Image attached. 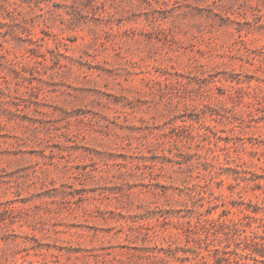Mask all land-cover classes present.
Returning a JSON list of instances; mask_svg holds the SVG:
<instances>
[{"label": "rangeland", "instance_id": "374dc122", "mask_svg": "<svg viewBox=\"0 0 264 264\" xmlns=\"http://www.w3.org/2000/svg\"><path fill=\"white\" fill-rule=\"evenodd\" d=\"M263 198L264 0H0V264H180Z\"/></svg>", "mask_w": 264, "mask_h": 264}, {"label": "trees", "instance_id": "16d2710c", "mask_svg": "<svg viewBox=\"0 0 264 264\" xmlns=\"http://www.w3.org/2000/svg\"><path fill=\"white\" fill-rule=\"evenodd\" d=\"M229 169L239 174L237 169ZM194 186L200 185L196 183ZM230 186L233 190L239 185ZM259 187L262 189L261 185ZM205 193L217 199L213 190H205ZM238 196L241 205H244L243 194ZM262 202L264 205V198ZM261 208L264 209L258 203L255 207L246 206L236 219L226 218L231 213L229 209L223 210L217 217L202 214L197 221L187 222L185 245L177 247L178 240H174L168 248L175 251L180 264H264V212L259 215ZM181 251L183 254H180ZM167 262L168 256H155L156 264Z\"/></svg>", "mask_w": 264, "mask_h": 264}]
</instances>
